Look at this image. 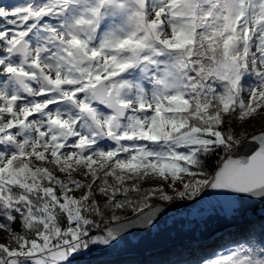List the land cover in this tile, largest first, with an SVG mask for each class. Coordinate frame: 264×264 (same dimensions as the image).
<instances>
[{"label": "snow or ice", "instance_id": "obj_1", "mask_svg": "<svg viewBox=\"0 0 264 264\" xmlns=\"http://www.w3.org/2000/svg\"><path fill=\"white\" fill-rule=\"evenodd\" d=\"M206 194L264 201V0L0 6V264H74ZM230 243L195 264H264V228Z\"/></svg>", "mask_w": 264, "mask_h": 264}, {"label": "water", "instance_id": "obj_2", "mask_svg": "<svg viewBox=\"0 0 264 264\" xmlns=\"http://www.w3.org/2000/svg\"><path fill=\"white\" fill-rule=\"evenodd\" d=\"M263 203L264 201L244 200L232 207L223 199L206 194L199 203L192 205L160 204L163 212L158 215L155 226L150 231L143 228L130 229L113 247L107 250L100 247L77 259L115 256L200 240L218 228L241 223L248 210Z\"/></svg>", "mask_w": 264, "mask_h": 264}, {"label": "trees", "instance_id": "obj_3", "mask_svg": "<svg viewBox=\"0 0 264 264\" xmlns=\"http://www.w3.org/2000/svg\"><path fill=\"white\" fill-rule=\"evenodd\" d=\"M8 0H0L4 4ZM260 124L256 127L258 130ZM264 228V203L248 210L241 223L225 228H218L210 235L207 233L200 240L186 241L157 248L146 249L134 253L115 256H95L89 259H76L74 264H195L200 255H208L214 250L221 251L225 248L223 240H216L212 246L204 245L222 235L228 240L240 238L249 230H254L256 235ZM208 235V237H207ZM231 247L233 244L228 243ZM223 246V247H221Z\"/></svg>", "mask_w": 264, "mask_h": 264}, {"label": "rangeland", "instance_id": "obj_4", "mask_svg": "<svg viewBox=\"0 0 264 264\" xmlns=\"http://www.w3.org/2000/svg\"><path fill=\"white\" fill-rule=\"evenodd\" d=\"M15 2H20V0H8V2H6V3H4L5 5H7V4H10V3H15ZM0 6H3V3L2 4H0ZM258 124H259V121H257L256 122V127L258 126ZM178 204H182V205H186V204H188L187 202H179V201H177V202H174L172 205H178ZM223 229V228H222ZM212 232H214V231H211L208 235H210ZM208 235H207V237H208ZM216 240H223V244H224V246H225V248H227V247H231L228 243H230V241L228 240V237H224V236H222V235H220V236H218V237H216L215 239H213L212 241H210V242H208V243H206L205 245H204V247H209V246H212L214 243H215V241ZM224 249H222L221 251H223Z\"/></svg>", "mask_w": 264, "mask_h": 264}]
</instances>
